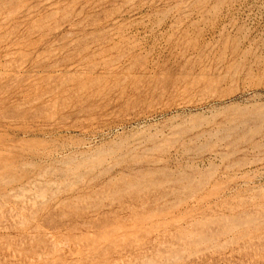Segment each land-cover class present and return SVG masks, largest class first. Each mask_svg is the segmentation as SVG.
<instances>
[{
	"label": "rangeland",
	"instance_id": "obj_1",
	"mask_svg": "<svg viewBox=\"0 0 264 264\" xmlns=\"http://www.w3.org/2000/svg\"><path fill=\"white\" fill-rule=\"evenodd\" d=\"M0 264H264V0H0Z\"/></svg>",
	"mask_w": 264,
	"mask_h": 264
}]
</instances>
